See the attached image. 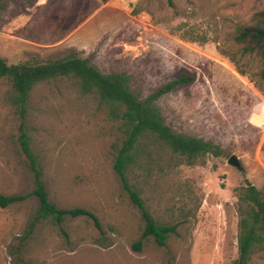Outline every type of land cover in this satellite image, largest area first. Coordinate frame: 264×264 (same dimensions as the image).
<instances>
[{
  "label": "rangeland",
  "instance_id": "rangeland-1",
  "mask_svg": "<svg viewBox=\"0 0 264 264\" xmlns=\"http://www.w3.org/2000/svg\"><path fill=\"white\" fill-rule=\"evenodd\" d=\"M39 1L26 9L9 1L0 16L8 64L88 58L102 72L132 74L145 94L194 73L158 103L173 128L220 153L187 163L148 139L128 175L156 222L176 224L158 245L141 238V212L113 167L120 121L70 78L39 83L27 124L48 200L83 208L97 223L88 215L36 220L34 175L16 139L20 118L10 81L0 78V193L25 196L0 207V264H235L240 194L246 181L264 193V81L233 35L264 0ZM247 264H264V249Z\"/></svg>",
  "mask_w": 264,
  "mask_h": 264
},
{
  "label": "trees",
  "instance_id": "trees-1",
  "mask_svg": "<svg viewBox=\"0 0 264 264\" xmlns=\"http://www.w3.org/2000/svg\"><path fill=\"white\" fill-rule=\"evenodd\" d=\"M18 4L22 9L33 6L37 0H0V16L6 11L8 2ZM233 38L243 55L253 56L259 63L258 79L264 81V9L255 11L248 23L239 25ZM0 78L10 81L8 96L10 104L20 118L16 136L20 151L26 156L29 169L34 175L31 192L39 201L35 218L50 219L59 224L67 216L88 215L95 223V215L83 208H58L48 200V193L41 179L40 162L32 148L27 124L30 109V93L39 83L54 79L70 78L83 93L94 94L109 113L120 121L122 142L115 146L113 167L144 221L141 238L152 237L158 245H165L171 233L176 232V224H160L146 207L139 189L130 181L129 173L137 166L138 156L148 139H153L159 147L166 148L187 163H195L204 155H218L217 144L202 137L178 131L165 118L159 105L162 96L176 91L177 87L194 80L195 74L180 72L148 93L135 86L132 74L126 71H100L88 58L74 55L46 62H18L8 64L0 57ZM23 195L0 193V207L24 199ZM237 258L235 264H247L256 249H264V193L246 181L240 194ZM141 239L133 244L141 248Z\"/></svg>",
  "mask_w": 264,
  "mask_h": 264
},
{
  "label": "water",
  "instance_id": "water-1",
  "mask_svg": "<svg viewBox=\"0 0 264 264\" xmlns=\"http://www.w3.org/2000/svg\"><path fill=\"white\" fill-rule=\"evenodd\" d=\"M228 162L232 165H234L236 168L240 169L241 165L240 162L238 160V158L235 155H231L228 159Z\"/></svg>",
  "mask_w": 264,
  "mask_h": 264
},
{
  "label": "bare ground",
  "instance_id": "bare-ground-1",
  "mask_svg": "<svg viewBox=\"0 0 264 264\" xmlns=\"http://www.w3.org/2000/svg\"><path fill=\"white\" fill-rule=\"evenodd\" d=\"M40 1H41V0H40ZM40 1H39V2H40Z\"/></svg>",
  "mask_w": 264,
  "mask_h": 264
}]
</instances>
